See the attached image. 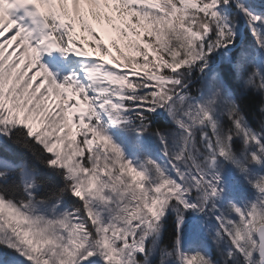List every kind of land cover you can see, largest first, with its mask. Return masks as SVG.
<instances>
[{
    "label": "snow or ice",
    "instance_id": "snow-or-ice-1",
    "mask_svg": "<svg viewBox=\"0 0 264 264\" xmlns=\"http://www.w3.org/2000/svg\"><path fill=\"white\" fill-rule=\"evenodd\" d=\"M0 264H264V0H0Z\"/></svg>",
    "mask_w": 264,
    "mask_h": 264
},
{
    "label": "trees",
    "instance_id": "trees-1",
    "mask_svg": "<svg viewBox=\"0 0 264 264\" xmlns=\"http://www.w3.org/2000/svg\"><path fill=\"white\" fill-rule=\"evenodd\" d=\"M11 145V144H10ZM12 146V148H13V150L15 151V146H13V145H11Z\"/></svg>",
    "mask_w": 264,
    "mask_h": 264
},
{
    "label": "rangeland",
    "instance_id": "rangeland-1",
    "mask_svg": "<svg viewBox=\"0 0 264 264\" xmlns=\"http://www.w3.org/2000/svg\"><path fill=\"white\" fill-rule=\"evenodd\" d=\"M260 2H262V0H257V3H260Z\"/></svg>",
    "mask_w": 264,
    "mask_h": 264
}]
</instances>
